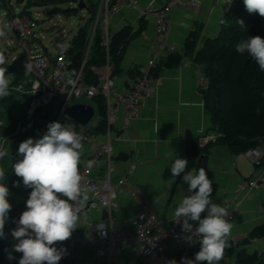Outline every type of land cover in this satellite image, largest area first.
<instances>
[{"label":"built area","instance_id":"built-area-1","mask_svg":"<svg viewBox=\"0 0 264 264\" xmlns=\"http://www.w3.org/2000/svg\"><path fill=\"white\" fill-rule=\"evenodd\" d=\"M139 0H101L96 20L88 25L87 42L81 66L74 77L75 84H69L68 59L65 51L50 52L38 33L35 18L12 14L10 23L16 32L20 54L27 61V68L15 86L19 92L29 96L27 118L32 124L41 120L47 132L50 122L66 119L69 126L82 137L83 152L80 172L84 186L89 189V199L81 212L79 227L64 242H57L58 249H66V255L59 264H168L175 259L180 264L182 257L190 258L191 251L199 246V237L182 230L181 222L172 214L163 220L157 211L130 184L138 164L130 155L125 161L117 160L118 152L114 144L132 147L130 130L134 121L141 118L142 105L149 97L157 80L152 70L165 54L180 52L166 40L168 17L176 6L197 7V0H167L159 7L141 11V15H152L153 40L143 66L133 76L119 80L108 56L112 32L110 17L123 6L137 7ZM77 5V1L73 3ZM102 15L100 29L98 18ZM104 48L105 62L101 66L90 67L95 83H88L83 77V67L97 35ZM17 55V56H18ZM127 73V70H125ZM202 89L206 80L201 77ZM121 79V78H120ZM101 96L105 105L104 131L97 130L100 116L95 112L93 98ZM85 97L90 101H81ZM93 106L94 112L86 124H81L65 113L73 103ZM53 108V116L46 120L47 110ZM41 108L43 116L34 118ZM31 126V125H28ZM253 168L250 175L242 177L235 188L218 203L226 207L232 222L238 205L255 190L264 188V146L250 148L238 155ZM114 171V172H113ZM126 209V216H120ZM260 215L264 218V205H260ZM115 212V214H114ZM206 215L202 213V218ZM120 217V218H119ZM117 221V222H116ZM197 224L193 222V228Z\"/></svg>","mask_w":264,"mask_h":264},{"label":"crops","instance_id":"crops-1","mask_svg":"<svg viewBox=\"0 0 264 264\" xmlns=\"http://www.w3.org/2000/svg\"><path fill=\"white\" fill-rule=\"evenodd\" d=\"M100 4L101 0H97ZM167 0H139L137 7L123 6L110 17L112 33L129 26L134 37L125 48L123 70L133 67L140 69L148 56L153 40L154 26L152 15H141V11L159 7ZM199 5L176 6L168 17L166 40L174 44L181 54L179 63L166 67L163 62L169 54L157 61L153 76L157 80L152 94L142 105L141 118L134 121L130 130L132 147L124 148L136 160L138 167L130 178V184L151 204L163 220L169 218L176 205L185 195H189L183 175L202 166L199 157L187 153L192 144H209L207 166L209 179L213 183L212 200L219 203L235 188L238 181L253 172L247 160L234 156L223 144L217 142L218 132L213 127L207 112L202 89V66L193 59V52L185 51L184 44L192 32L198 34L196 48L204 40L215 37L224 21V13L231 0H197ZM178 53V52H177ZM128 75L124 73L121 79ZM186 152V154H185ZM119 153V152H118ZM188 160L184 173L173 177L170 165L175 158ZM241 161L248 164L242 165ZM247 167H246V166ZM260 205H264V188L255 190L252 195L238 205L231 235L239 237L247 234L261 217ZM122 209L120 216H126ZM249 245L264 255V238H250ZM256 244V246H255ZM246 247V246H245Z\"/></svg>","mask_w":264,"mask_h":264},{"label":"trees","instance_id":"trees-1","mask_svg":"<svg viewBox=\"0 0 264 264\" xmlns=\"http://www.w3.org/2000/svg\"><path fill=\"white\" fill-rule=\"evenodd\" d=\"M76 1L26 0V4L19 15L27 12L26 8L30 6L53 5L55 8L52 11H55L60 10V5L71 4ZM8 8L11 10V6ZM63 12L77 13V8L66 7ZM89 12L92 13L85 24L78 29L77 35L70 41L67 51H65L69 63L68 74L74 73L72 77L76 75L81 66L86 48L88 25L94 19L93 8L92 10L89 9ZM240 20H243L244 27H241ZM134 34L129 26L112 33L108 56L113 66V74H118L123 70L122 62L125 48ZM257 35L264 38V18L258 14H250L246 10L243 0H231L228 10L224 13V21L215 37L207 38L199 48H196L198 34L192 32L184 44L185 51L193 52V59L203 68L206 89H201V93L211 123L218 132L217 142L225 145L234 156H238L250 148L264 146V72L259 70L258 65L246 52L238 53L236 51L237 44L242 40ZM105 55L106 52L100 45L98 33L83 67L82 74L86 82L95 83L96 79L90 67L92 65L101 66L105 62ZM180 59V53H171L163 64L166 67L175 66ZM136 72L138 71L135 67L127 70L129 76H133ZM151 72L154 74V69ZM13 75L10 85L15 91L12 89L8 97L0 99V138L3 136L4 130H8L6 133L16 130L20 116L15 115L14 112L28 107L29 96L27 94L20 92L21 100L26 106L14 98V95L16 96L19 92L15 86L20 82L22 75ZM93 103L100 116L96 129L104 131L105 105L103 98L100 95L96 96L93 98ZM60 123L69 126L66 119ZM43 125L41 120L34 121L28 132H24L15 141L10 142L8 148L10 155L0 160L6 175L2 182L9 188L8 200L12 205L4 228L5 235L0 238V264H19L22 257V253L14 251L13 246L17 241L12 237L11 231L17 227L16 222L22 212L26 210V201L31 189L23 185L22 178L15 175L12 166L19 159H22L18 154L20 143L35 137ZM4 138L6 143L8 139L6 136ZM208 148L209 144L199 146L195 143L189 150L187 149V153L199 157L201 154L207 153ZM127 156L126 153H118L117 160L125 161ZM15 184H19V186L16 187ZM248 237L249 239L264 238V222H258L251 227ZM229 243L231 247L225 250L224 257L231 259L230 264H264V255L261 252L257 250L248 251L244 245L239 246L237 242L231 239H229ZM199 250L200 245L191 251L190 259H194L195 253ZM9 253L14 257L11 260L8 259Z\"/></svg>","mask_w":264,"mask_h":264},{"label":"clouds","instance_id":"clouds-1","mask_svg":"<svg viewBox=\"0 0 264 264\" xmlns=\"http://www.w3.org/2000/svg\"><path fill=\"white\" fill-rule=\"evenodd\" d=\"M243 3L250 14L264 18V0H243ZM239 23L244 27L243 20ZM4 35L0 29V37ZM61 51H67V46H61ZM236 51L246 52L264 72V38L250 36L237 44ZM4 63L5 57L0 54V99L10 95L7 69L2 67ZM73 75L68 74L69 84H75ZM47 129L41 138H28L20 143L18 154L22 159L12 166L15 175L22 178L23 185L31 189L26 210L11 231L17 241L14 251L22 253L19 264H59L67 250L55 245L67 241L79 227L80 214L89 199V189L84 186L79 168L82 137L74 127L57 121L50 122ZM9 155L8 149L0 146V160ZM187 165V159L175 158L170 165L173 177L184 173ZM5 177V169L0 167V238L5 235V224L12 208L8 200L9 188L2 182ZM182 180L190 194L176 205L173 215L175 221L181 222L182 230L191 234L189 239L192 235L199 237L200 250L194 259L182 257L180 264H220L225 250L231 247L229 239L233 225L228 219L230 212L213 202V183L204 167L186 172ZM193 222L197 224L195 228ZM13 258L9 253L8 259ZM168 264H177V261L173 259Z\"/></svg>","mask_w":264,"mask_h":264},{"label":"rangeland","instance_id":"rangeland-1","mask_svg":"<svg viewBox=\"0 0 264 264\" xmlns=\"http://www.w3.org/2000/svg\"><path fill=\"white\" fill-rule=\"evenodd\" d=\"M83 1L86 5V8L84 9L77 8L76 6H74L73 3L60 5L59 6L60 10H55V11H52L55 8V6L53 5H47L43 7L30 6L26 8L28 10L27 12L22 13L20 15L35 18L38 21L37 29H38V33L41 34L42 36L41 40L43 44L47 46V49L50 52L54 53L56 51H61V46H68L70 41L77 35L78 29L85 24L86 20L89 18V15L92 13V12H89V9L92 10L93 8V12H94L93 23L95 22L97 12L99 10V2L97 0H83ZM25 4H26V0H24V2L20 4L16 3L15 0H0V8H3L0 10V29H2L5 32V35L3 37H0V54H2V52L5 53V55H3L5 57V63L2 65V67L4 68H6L7 65L20 53V48L16 44L17 43L16 32L14 31L10 23V18H11L10 14L11 13L19 14L22 8H24ZM9 6H11V10L8 8ZM66 7L77 8V13L76 12L75 13L72 12L70 14L64 13L63 9ZM10 11L11 13L9 14ZM101 21H102V15H100V17L98 18V26H97L98 30L101 28L100 27ZM98 30H97V34H98ZM124 73L125 71L122 70L118 74H115L116 75L115 85H118V82ZM6 76L11 82L14 75L6 72ZM9 87L11 89L10 90V93H11L12 89L14 90V88H12L11 85ZM17 93L19 95L15 93L16 96L14 95V98L17 101L19 100L20 101V102L18 101L19 103L26 106V104L23 103V100H21L22 99L21 93L20 92H17ZM80 100L86 101V102L90 101L85 97H81ZM26 110L27 109H22L21 111L16 110L14 112L15 115L20 116L17 121V124H18L17 128L13 132L11 131L9 133H6V131L8 130H4L5 132L2 133L3 136L0 138L1 146L8 149L10 147L9 144H11L10 142L15 141V139L18 136L22 135L26 131L28 132L32 128L31 126L34 123L32 124L29 123V119L26 117L27 116ZM95 112L97 114L96 106H95ZM53 113H54L53 108L49 107L47 110L46 120L50 119L53 116ZM39 116L41 117L43 116V110L41 108H39L35 112L34 118L37 119V117ZM28 125H31V126H28ZM45 133H46V129L43 126L42 129L37 132L36 136L33 137V139L34 140L39 139ZM5 136L8 139L6 143L4 140ZM125 147L126 145H124V148ZM113 148H114V151H117L119 153L123 151L122 144H114ZM238 161L242 162L241 163L242 165L248 164L247 161H241L240 159H238ZM0 167H1V164H0ZM230 239L234 240V242H237L239 246L240 245L246 246L248 251H251V249H253V245H249L250 240H249L247 232L245 234L240 233L238 238L235 237V235L233 234L230 236ZM230 261L231 259L223 257L220 263L230 264Z\"/></svg>","mask_w":264,"mask_h":264},{"label":"water","instance_id":"water-1","mask_svg":"<svg viewBox=\"0 0 264 264\" xmlns=\"http://www.w3.org/2000/svg\"><path fill=\"white\" fill-rule=\"evenodd\" d=\"M15 2L20 4L23 3L24 0H15ZM76 7L84 9L86 8V5L83 0H78ZM2 55H5V53L2 52ZM26 68L27 61L23 58L22 54L15 57L6 67L7 73L10 74H21L24 70H26ZM93 112L94 109L92 105L81 102L73 103L65 109V113L69 117L81 124H86L92 117ZM207 159L208 156L206 154H201L199 156V160H201L204 168L207 166Z\"/></svg>","mask_w":264,"mask_h":264}]
</instances>
